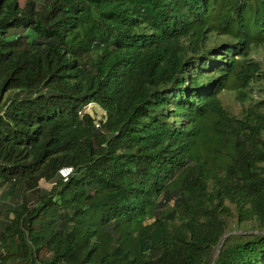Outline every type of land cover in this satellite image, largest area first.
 I'll use <instances>...</instances> for the list:
<instances>
[{
    "label": "trees",
    "instance_id": "trees-1",
    "mask_svg": "<svg viewBox=\"0 0 264 264\" xmlns=\"http://www.w3.org/2000/svg\"><path fill=\"white\" fill-rule=\"evenodd\" d=\"M261 54L264 0H0V264H264Z\"/></svg>",
    "mask_w": 264,
    "mask_h": 264
},
{
    "label": "rangeland",
    "instance_id": "rangeland-1",
    "mask_svg": "<svg viewBox=\"0 0 264 264\" xmlns=\"http://www.w3.org/2000/svg\"><path fill=\"white\" fill-rule=\"evenodd\" d=\"M19 2L21 5H23L25 0H19ZM263 55L264 54H261L259 57H262ZM252 59H253V55H252ZM249 92L252 93V97H253V85ZM249 92H247V96L251 95ZM255 98H258V96H256ZM221 101H222V106L225 109L226 115L229 117H235L238 121L230 122L226 120H220L222 119V115L215 113V116H213L212 120L208 123L209 129L213 131L217 128H223L224 131H226L231 127H236V125L238 126L242 125L240 120H244L245 116L249 114L248 104H247V100H245V97H243L242 95L239 96V94H237V90L234 89L232 91H225L221 96ZM87 111L94 116L96 121H101L104 118L103 111L95 105L88 106ZM214 134L217 133L214 132ZM50 187L51 185H49L48 183L44 181L40 182V188L42 190L48 191ZM1 192L2 191H0V199H1ZM169 208L170 205H167L165 207V210H168ZM228 229L230 231V230L238 229V227L236 224L229 222Z\"/></svg>",
    "mask_w": 264,
    "mask_h": 264
},
{
    "label": "built area",
    "instance_id": "built-area-1",
    "mask_svg": "<svg viewBox=\"0 0 264 264\" xmlns=\"http://www.w3.org/2000/svg\"><path fill=\"white\" fill-rule=\"evenodd\" d=\"M96 122H98V121H96ZM70 172H71L70 169H63L61 171V175H62V177H64L66 179V177L70 174Z\"/></svg>",
    "mask_w": 264,
    "mask_h": 264
},
{
    "label": "clouds",
    "instance_id": "clouds-1",
    "mask_svg": "<svg viewBox=\"0 0 264 264\" xmlns=\"http://www.w3.org/2000/svg\"><path fill=\"white\" fill-rule=\"evenodd\" d=\"M62 171V170H61Z\"/></svg>",
    "mask_w": 264,
    "mask_h": 264
}]
</instances>
